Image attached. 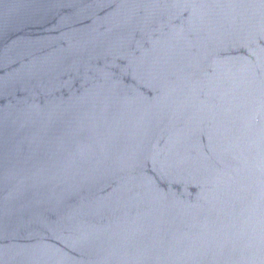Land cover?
Segmentation results:
<instances>
[{
  "label": "water",
  "instance_id": "obj_1",
  "mask_svg": "<svg viewBox=\"0 0 264 264\" xmlns=\"http://www.w3.org/2000/svg\"><path fill=\"white\" fill-rule=\"evenodd\" d=\"M0 264H264V0H0Z\"/></svg>",
  "mask_w": 264,
  "mask_h": 264
}]
</instances>
